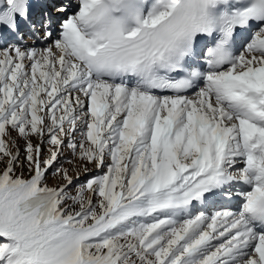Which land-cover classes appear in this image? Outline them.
I'll return each instance as SVG.
<instances>
[{
	"label": "snow or ice",
	"instance_id": "6c2138e0",
	"mask_svg": "<svg viewBox=\"0 0 264 264\" xmlns=\"http://www.w3.org/2000/svg\"><path fill=\"white\" fill-rule=\"evenodd\" d=\"M0 264H264V0H0Z\"/></svg>",
	"mask_w": 264,
	"mask_h": 264
},
{
	"label": "rangeland",
	"instance_id": "374dc122",
	"mask_svg": "<svg viewBox=\"0 0 264 264\" xmlns=\"http://www.w3.org/2000/svg\"><path fill=\"white\" fill-rule=\"evenodd\" d=\"M51 182V181H50Z\"/></svg>",
	"mask_w": 264,
	"mask_h": 264
}]
</instances>
